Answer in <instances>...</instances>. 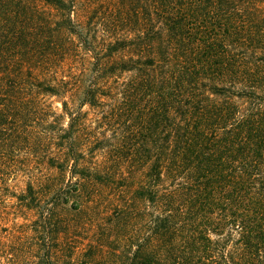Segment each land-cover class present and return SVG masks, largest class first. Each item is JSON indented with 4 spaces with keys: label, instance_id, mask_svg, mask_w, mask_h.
<instances>
[{
    "label": "trees",
    "instance_id": "16d2710c",
    "mask_svg": "<svg viewBox=\"0 0 264 264\" xmlns=\"http://www.w3.org/2000/svg\"><path fill=\"white\" fill-rule=\"evenodd\" d=\"M11 197L0 264H264V0H0Z\"/></svg>",
    "mask_w": 264,
    "mask_h": 264
},
{
    "label": "rangeland",
    "instance_id": "374dc122",
    "mask_svg": "<svg viewBox=\"0 0 264 264\" xmlns=\"http://www.w3.org/2000/svg\"><path fill=\"white\" fill-rule=\"evenodd\" d=\"M17 148H11V149H7L5 150V154H3L4 156H6V163H8V165H13L16 164L17 167H21L24 163L26 164L27 158L28 156L31 157V153H27L26 151H24L23 149L16 151ZM17 173V172H16ZM16 173L13 174V176H8L6 179V186L9 187V191L10 192H15V193H19L25 186V177H23L21 174L16 175ZM16 175V176H15ZM14 201V199L11 198H6V199H0V214H4V213H10L11 208H10V204H12ZM7 205V206H5ZM104 222H100V224H103ZM89 239V238H86ZM83 244H85L87 242V240H80ZM102 261L104 264H113L111 259L102 258Z\"/></svg>",
    "mask_w": 264,
    "mask_h": 264
}]
</instances>
